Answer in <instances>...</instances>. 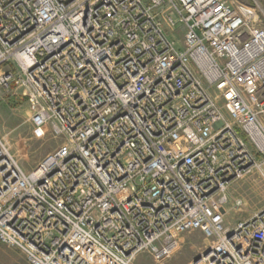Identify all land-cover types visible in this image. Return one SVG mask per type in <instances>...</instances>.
Masks as SVG:
<instances>
[{"label":"built area","instance_id":"obj_1","mask_svg":"<svg viewBox=\"0 0 264 264\" xmlns=\"http://www.w3.org/2000/svg\"><path fill=\"white\" fill-rule=\"evenodd\" d=\"M262 15L0 0V88L21 90L34 139L59 142L25 172L0 139V245L27 264H132L198 232L212 243L195 264H264V209L224 222L228 187L264 182Z\"/></svg>","mask_w":264,"mask_h":264},{"label":"rangeland","instance_id":"obj_2","mask_svg":"<svg viewBox=\"0 0 264 264\" xmlns=\"http://www.w3.org/2000/svg\"><path fill=\"white\" fill-rule=\"evenodd\" d=\"M229 1L258 8L263 12L264 24V0ZM21 93L13 85L10 91L0 88V139L19 166L25 172H30L57 148L59 142L50 136L40 140L32 137L30 114ZM227 192L230 199L225 207L224 222L227 228H233L238 221L264 209V182L256 171L231 184ZM235 199L242 200L244 206L239 209L233 207ZM211 243L198 232L185 234L179 237V247L167 259L156 262L144 253L138 255L132 264H195L209 250ZM0 264H26V261L17 251L0 245Z\"/></svg>","mask_w":264,"mask_h":264},{"label":"crops","instance_id":"obj_3","mask_svg":"<svg viewBox=\"0 0 264 264\" xmlns=\"http://www.w3.org/2000/svg\"><path fill=\"white\" fill-rule=\"evenodd\" d=\"M27 264V263H26Z\"/></svg>","mask_w":264,"mask_h":264}]
</instances>
